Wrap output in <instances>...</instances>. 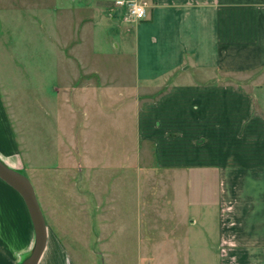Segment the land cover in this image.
<instances>
[{
    "label": "crops",
    "instance_id": "0c3cea01",
    "mask_svg": "<svg viewBox=\"0 0 264 264\" xmlns=\"http://www.w3.org/2000/svg\"><path fill=\"white\" fill-rule=\"evenodd\" d=\"M43 2L70 97L101 112L123 95L145 161L182 178V211L155 244L165 264H264V0H150L141 21L124 19L110 0ZM100 28L118 35L121 58L132 55L131 85L116 89L98 68L101 47L90 41ZM18 157L0 95V159L19 170ZM210 180L212 197L191 201L189 186L206 194ZM33 243L22 197L0 179V264H21ZM37 264H71L57 236L47 234Z\"/></svg>",
    "mask_w": 264,
    "mask_h": 264
},
{
    "label": "rangeland",
    "instance_id": "374dc122",
    "mask_svg": "<svg viewBox=\"0 0 264 264\" xmlns=\"http://www.w3.org/2000/svg\"><path fill=\"white\" fill-rule=\"evenodd\" d=\"M43 1L0 0V95L19 146V170L35 189L47 234L61 240L71 264H165L155 244L167 235L173 210L182 211V178L145 161L134 105L123 95L101 112L70 97L43 28ZM46 1L48 7L58 0ZM54 18L51 12L48 27ZM92 37L101 47L97 67L116 79V89L131 85L133 57L121 58L118 35L100 28ZM207 184L206 194L190 185L189 199L212 197L213 183Z\"/></svg>",
    "mask_w": 264,
    "mask_h": 264
},
{
    "label": "water",
    "instance_id": "95a60500",
    "mask_svg": "<svg viewBox=\"0 0 264 264\" xmlns=\"http://www.w3.org/2000/svg\"><path fill=\"white\" fill-rule=\"evenodd\" d=\"M0 179L12 187L22 197L31 220L34 243L21 264H37L47 241V227L39 205L35 189L29 178L0 159Z\"/></svg>",
    "mask_w": 264,
    "mask_h": 264
},
{
    "label": "built area",
    "instance_id": "2783aa9c",
    "mask_svg": "<svg viewBox=\"0 0 264 264\" xmlns=\"http://www.w3.org/2000/svg\"><path fill=\"white\" fill-rule=\"evenodd\" d=\"M150 6V0H113L111 8L122 13L124 19L141 21L146 19Z\"/></svg>",
    "mask_w": 264,
    "mask_h": 264
},
{
    "label": "clouds",
    "instance_id": "9594fccd",
    "mask_svg": "<svg viewBox=\"0 0 264 264\" xmlns=\"http://www.w3.org/2000/svg\"><path fill=\"white\" fill-rule=\"evenodd\" d=\"M117 2L119 3V2H121V0H117Z\"/></svg>",
    "mask_w": 264,
    "mask_h": 264
},
{
    "label": "trees",
    "instance_id": "16d2710c",
    "mask_svg": "<svg viewBox=\"0 0 264 264\" xmlns=\"http://www.w3.org/2000/svg\"><path fill=\"white\" fill-rule=\"evenodd\" d=\"M20 171V170H19ZM21 172V171H20Z\"/></svg>",
    "mask_w": 264,
    "mask_h": 264
}]
</instances>
